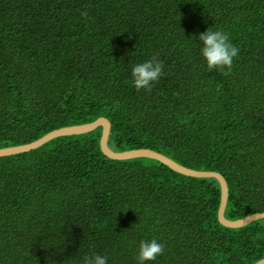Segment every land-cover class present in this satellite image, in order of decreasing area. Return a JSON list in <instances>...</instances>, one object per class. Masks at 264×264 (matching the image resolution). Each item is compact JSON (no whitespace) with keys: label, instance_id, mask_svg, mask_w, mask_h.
I'll return each mask as SVG.
<instances>
[{"label":"trees","instance_id":"16d2710c","mask_svg":"<svg viewBox=\"0 0 264 264\" xmlns=\"http://www.w3.org/2000/svg\"><path fill=\"white\" fill-rule=\"evenodd\" d=\"M209 27L239 48L230 71L201 54ZM154 56L162 75L137 90L132 68ZM99 118L114 151L220 173L226 219L264 213V0H0V149ZM101 137L0 158V264H138L153 239L164 253L145 264L264 259V220L223 226L216 179L111 160Z\"/></svg>","mask_w":264,"mask_h":264},{"label":"water","instance_id":"95a60500","mask_svg":"<svg viewBox=\"0 0 264 264\" xmlns=\"http://www.w3.org/2000/svg\"><path fill=\"white\" fill-rule=\"evenodd\" d=\"M99 128H102V137H101L102 152L106 157H108L111 160L128 161V160L146 158L160 162L161 164L167 166L169 169L173 170L174 172L186 177L197 178V179H210V178L216 179L221 187V204L218 212V219L223 226L231 229H240L254 222L264 220V213L253 214L236 221H231L226 219L225 211L229 198V188L226 179L220 173L196 171L187 168L185 166L180 165L171 158L149 149H139V150H131L125 152L114 151L109 146V139H110L112 125L109 122V120L106 118H99L95 122L85 125L65 127L58 130H54L48 133L47 135H45L44 137L40 138L39 140L30 144L0 149V158L29 153L33 150L43 147L47 143L57 138L75 136V135H84V134L92 133ZM257 264H264V259L259 261Z\"/></svg>","mask_w":264,"mask_h":264},{"label":"clouds","instance_id":"9594fccd","mask_svg":"<svg viewBox=\"0 0 264 264\" xmlns=\"http://www.w3.org/2000/svg\"><path fill=\"white\" fill-rule=\"evenodd\" d=\"M82 15H86L83 13ZM199 41L202 42L201 54L206 60L209 69L216 68L221 71H230L233 65V58L239 53V48L233 45L228 33L221 30H212L210 27L199 34ZM164 64L155 56L143 63L136 64L132 68V78L134 87L137 90L146 89L151 91L153 82L157 81L161 75ZM227 74V72H225ZM164 253V244L157 240H143L140 242L138 264H145L146 261H154L159 255ZM84 264H107V257L93 254L84 258Z\"/></svg>","mask_w":264,"mask_h":264}]
</instances>
